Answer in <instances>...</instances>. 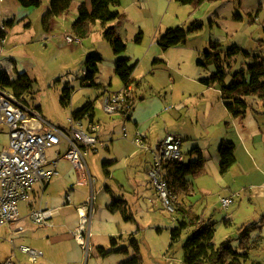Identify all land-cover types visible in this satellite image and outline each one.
Here are the masks:
<instances>
[{
  "label": "rangeland",
  "instance_id": "1",
  "mask_svg": "<svg viewBox=\"0 0 264 264\" xmlns=\"http://www.w3.org/2000/svg\"><path fill=\"white\" fill-rule=\"evenodd\" d=\"M41 1L40 7L29 8L18 0H0V71L6 70L12 78L22 72L28 73L34 83L31 91L22 98L32 106H39L52 123L71 128L69 119L72 114L92 100L96 104L95 120H107V125L113 126V130L102 135L103 145L89 149L86 154L94 179L96 203L90 249L82 248V259L77 260L75 254L80 253L75 251L77 246L70 239L59 242L54 237L64 231L61 225L67 213H75L76 206L86 205L91 194L90 184L79 182L82 173L69 160L62 158L58 162L60 175L47 183L43 193L37 184L36 195L30 201L37 208L47 206L55 210L53 225L37 230L27 216L28 203L21 202V224L25 230L19 232L9 225L2 228L0 264H6L8 259H12L13 264H122L135 254L131 243L133 237L139 241L141 264H184V244L190 236L192 221L184 212L170 211L160 199H154L147 171L151 154L137 147L133 141L137 132L148 136L153 145L168 133L180 134L185 139L182 146L185 161L191 159L194 148L203 149L205 166L200 174L188 178L191 190L183 199L182 207L205 214L216 223L215 241L220 243L232 237L233 244L238 247L241 228L260 222L263 223L261 232L264 236V101L248 98V112L254 117L249 126L255 124L256 129L257 125L260 135L255 132L243 138L235 126H226V121L231 119L225 118L227 111L221 101L219 86L206 90L200 81L211 76L216 69L214 58L206 59L205 56L211 42L220 41L226 51L234 45L243 49L225 62L226 82L232 80L235 72L253 63L255 56L264 58V4L258 6V0H246L247 6L252 4L250 10L254 9L251 16L236 0L207 2L196 9L177 0H122L120 10L129 19L123 22L122 27L127 42V50L123 54L131 56V64L138 62L134 77L143 81V92L140 93L145 92V99H136L135 110L140 120L136 126L133 120L122 122L120 116L115 117L118 114H107L102 109L101 91L83 85L89 53L98 51L102 54L101 74L104 78L112 69L115 53L102 35L101 22L91 26L90 34L82 39V44L66 40L67 34L76 36L72 24L78 17L80 6L85 3L91 9L92 0H71L70 8L53 21V30L49 33L44 28V18L51 0ZM215 11L220 12L218 22L212 17ZM238 15L242 19L237 18ZM14 19L16 24L2 44L4 23ZM195 19L203 21V28L190 34L185 45L164 50L154 39L158 28L161 32L178 25L187 28ZM139 28L146 32L140 43L136 40ZM155 57L167 61L169 68L153 74ZM200 60L207 65L199 66ZM123 85L121 79L113 74L109 90L118 91ZM66 86L73 88L72 100L63 106L60 99ZM180 102L185 107L177 109L176 104ZM111 116L116 121L110 120ZM0 139L4 143L7 141L4 135ZM222 140L234 141L238 158L235 166L225 174L221 172L218 153ZM58 152L63 155L66 146L46 150L49 159L56 158ZM104 161L113 162L110 176L104 171ZM134 191L135 194L132 193ZM68 195L73 203L71 206L63 204ZM116 195L126 196L130 204L129 213L134 220L126 221L121 212H110L108 206ZM227 197H233L235 201L224 207L222 199ZM229 220L231 223L227 224ZM182 221H186L189 227L171 246L172 231L181 228ZM258 233L260 230L257 228L251 230V242ZM114 238L119 242L117 247L127 248L128 254L111 251ZM22 245L42 250L45 256L32 263L28 254L21 251ZM242 262L264 264V241L261 248L250 250L249 257Z\"/></svg>",
  "mask_w": 264,
  "mask_h": 264
},
{
  "label": "built area",
  "instance_id": "2",
  "mask_svg": "<svg viewBox=\"0 0 264 264\" xmlns=\"http://www.w3.org/2000/svg\"><path fill=\"white\" fill-rule=\"evenodd\" d=\"M4 25V30L1 31L2 44L10 31L8 25L5 23ZM66 40L69 43L82 44V38L77 35L67 34ZM1 54L2 51L0 61ZM86 73L87 69L83 75ZM133 105L132 85H123L118 91L106 90L103 94L102 109L109 115L124 116L130 113ZM179 106L181 105L177 108ZM69 120L72 126L69 129L52 123L42 114L41 108L28 104L22 97L0 85V136L7 137L5 143L0 139V235L6 225L16 227L19 232L25 230L21 224L19 207L21 202L28 203L27 216L37 228L53 225L55 210L47 206L37 208L30 201L36 195L37 184L43 193L47 183L60 175L58 162L66 158L82 173L79 182L91 186V194L86 205L76 206L78 225L71 231L83 249L87 251L90 249L96 192L86 154L89 149H97V145H103L100 138L101 124L94 119L91 120L88 114L83 118L71 117ZM133 141L140 149L150 152L148 176L161 204L174 211L176 195L170 187L169 170L173 164L184 162L182 136L168 134L153 147L148 143L146 135L137 132ZM62 145L66 146L63 155L58 152L56 158L47 157V149ZM233 202V197L222 199L224 207ZM66 203L73 204L70 195L67 196ZM20 249L28 254L32 263L38 262L44 256V251L27 245H22ZM6 264H13L12 259H8Z\"/></svg>",
  "mask_w": 264,
  "mask_h": 264
},
{
  "label": "trees",
  "instance_id": "3",
  "mask_svg": "<svg viewBox=\"0 0 264 264\" xmlns=\"http://www.w3.org/2000/svg\"><path fill=\"white\" fill-rule=\"evenodd\" d=\"M24 7H40L41 0H18ZM181 4L191 5L194 9L199 8L205 2H217L220 0H177ZM91 9L83 3L79 8V14L75 22L72 24L74 33L83 38L89 36L91 26L100 21L104 24L118 20L122 17V13L116 9L121 4V0H92ZM236 3L241 6L242 0H236ZM71 6V0H51L50 8L45 15L44 25L46 26L51 18L58 17L66 12ZM239 16V15H238ZM237 18H241L239 16ZM203 21L199 19L193 20L186 28L184 26H175L166 29L165 33L160 38V45L164 50L178 45H185L188 36L196 33L203 28ZM2 34V33H1ZM103 36L107 41L113 42L117 38L116 29L114 26H105ZM141 38V32L138 34V39ZM243 51L239 46H232L227 51L222 50V43L214 41L210 43V50L205 52L206 59L214 58L216 69L211 76L201 79V82L207 86L219 84L221 86L222 99L226 108L233 117L245 115L249 103L248 98L257 97L264 100V58L255 56L254 62L249 63L247 68H242L235 72L230 82H226L227 71L225 62L239 52ZM249 55V52L244 51ZM102 57L96 53L87 55L85 61L86 75L83 77V85L88 87L101 88L102 85L96 83L95 78L99 72L98 62ZM155 63L158 60L154 61ZM205 63L200 60L198 65ZM134 64L130 63L129 57L118 58L115 62V74L121 79L124 85L131 86L134 84L133 73L135 70ZM33 79L27 72H22L16 78H12L6 70L0 71V85L11 90L18 97H23L29 93L33 87ZM73 88L66 86L61 95V104L67 106L72 100ZM40 108L39 106H37ZM93 120L95 116V102L87 101L84 106L75 111L72 117L75 119L83 118L86 115ZM128 116L129 114H125ZM235 145L232 142H223L219 148L221 156V172L226 173L235 163ZM197 154L194 160L188 162L173 164L169 170V182L173 193L176 195V209L184 212L192 221L190 236L184 244V264H243L242 260L249 257L250 250L258 247L256 241L251 242L250 232L254 226L241 228L240 243L237 246L233 244V238L229 237L216 244L213 242L216 232V223L207 218L205 214H197L192 209L182 207L183 199L189 194L191 186L189 183L190 176H197L201 173L204 167V156L202 151L196 147L192 151ZM113 162L104 161L103 168L106 175L110 176V167ZM151 181V180H150ZM152 184V183H151ZM153 187V185H152ZM154 188V187H153ZM111 191V189H108ZM181 198V200H180ZM178 208V209H177ZM112 212H121L126 221L134 220L127 201L122 196H113L112 203L108 206ZM189 227L186 221H182L181 228H176L172 231L171 246L177 241L183 232ZM133 235V234H131ZM122 237V236H121ZM117 239L112 240L113 249L111 251L129 253L125 247L118 246ZM131 243L134 246V255L123 262L122 264H141L142 257L139 248V241L133 237ZM102 253H106L102 250Z\"/></svg>",
  "mask_w": 264,
  "mask_h": 264
},
{
  "label": "crops",
  "instance_id": "4",
  "mask_svg": "<svg viewBox=\"0 0 264 264\" xmlns=\"http://www.w3.org/2000/svg\"><path fill=\"white\" fill-rule=\"evenodd\" d=\"M4 1V0H3ZM207 2H205L204 4H206ZM263 4H264V0H258V6H263ZM122 5V0H121V4L119 5V6H117L116 7V9H118L121 13H122V17L120 18V19H118V20H115V21H112V22H109V23H107V24H104V23H102L101 22V24H102V28L104 29V27L105 26H114L115 27V29H116V33H117V38H116V40L115 41H113V42H110V41H108V42H110V44H111V46H112V48H113V50H114V53H115V56H114V60H113V63H112V69H110V72H109V75L107 76V77H103V75L101 74L102 73V70H103V64H102V61H103V56H102V54L100 53V52H91V53H96V54H99L101 57H102V60L101 61H99L98 62V64H97V66H98V70H99V72H98V74H97V76H96V78H95V81H96V83H98V84H101L102 85V87L101 88H98V87H96V88H98L99 89V91H101L100 92V95H102L103 96V94L105 93V91L106 90H109V87L110 86H112V82H113V74L116 76V74H115V62H116V60L118 59V58H121V57H129L130 58V60H131V56H126V55H124L123 53L127 50V42H126V40L124 39V37H123V34H122V27H123V22L124 21H127V20H129L128 19V17H127V15H126V13L125 12H122L121 10H120V6ZM252 5V4H251ZM251 5L250 6H247V4H246V0H242V3H241V8L242 9H244V10H246L251 16H253V12H254V9H252V10H250V8H251ZM253 7V6H252ZM29 8H33V7H29ZM195 11V10H194ZM66 12H64L63 14H65ZM194 12H192V14H193ZM63 14H61V15H63ZM59 17V16H58ZM212 17H214L215 19H214V21H219V19H220V12H218V11H215L213 14H212ZM56 18L57 17H54V18H51L50 19V21H49V23L45 26L44 25V28H45V30L47 31V33H49V32H51L52 30H53V21L54 20H56ZM242 19V18H241ZM6 24L8 25V28H9V33L8 34H10L11 32H12V29L14 28V26H15V24H16V19H14V20H8L7 22H6ZM28 26H30V23H28ZM179 26H181V25H179ZM168 28H170V27H168ZM168 28H166V29H168ZM166 29L165 30H163L162 32H161V29H159L158 28V33L156 34V36H155V40H156V42L158 43V44H160V38H161V36L165 33V31H166ZM72 30H73V28H72ZM141 32V38L140 39H138V34ZM102 35H103V31H102ZM145 35H146V32H144V30H142L141 28H139L138 29V32L136 33V40H137V42L138 43H140L142 40H144V37H145ZM161 46V45H160ZM178 46H180V45H178ZM162 47V46H161ZM175 47V46H174ZM163 48V47H162ZM170 49V48H169ZM169 49H167V50H169ZM222 50L223 51H226V50H224L223 49V46H222ZM90 54V53H89ZM211 58H213V57H211ZM230 59H232V58H230ZM155 60H158V62L157 63H155L154 61ZM229 60V59H228ZM227 60V61H228ZM205 63V62H204ZM137 64H138V62L136 63V64H134V65H136L135 66V70H136V67H137ZM152 64H153V74H156L158 71H161V70H166V69H168L169 68V63L167 62V61H165V60H162L161 58H159V57H155V59L153 60V62H152ZM207 64L205 63L204 65H199V66H206ZM135 70H134V72H135ZM156 71V72H155ZM133 79H135V82H134V84H132V87H133V94H134V105H133V108H132V110L130 111V113H128L129 115L128 116H126V115H121V114H118V115H116L115 117H118V116H120L121 117V121L122 122H125V120L127 119V120H130V121H134L135 122V125L136 126H138L139 125V119H138V117H137V114H136V105H137V103H136V99L137 98H139L140 100H143V99H145V96H144V93H140V92H143V81L141 80V81H139V80H136V78L134 77V73H133ZM201 81V80H200ZM202 84L205 86V89L206 90H209V89H213V88H215V87H217V86H219V88H220V92H221V86L219 85V84H215V85H213V86H207L206 84H204L203 82H202ZM204 89V90H205ZM250 98H252V99H254V100H257V99H260V98H257V97H250ZM262 100V99H261ZM89 101H92V100H89ZM221 101H222V103L224 104V107H225V109H226V116H225V118H228V119H231V120H228V121H226V126L227 127H236V129L238 130V132H239V134L243 137V138H247L251 133H258L259 135H260V130L257 128V125H256V129L254 128V125L255 124H253L251 127L249 126L250 124H251V122H253L254 121V117H253V115L250 113V112H248V109H247V111H246V113H245V115H243V116H239V117H233L231 114H230V112L228 111V109L226 108V106H225V103H224V101H223V99H222V94H221ZM264 101V100H263ZM142 105H144V104H141V106ZM177 106L178 105H181V106H179V109H182V108H184L185 107V104L183 103V102H180V103H178V104H176ZM165 108H167V106L165 107ZM172 108H174V107H172ZM178 109V108H177ZM166 110V109H165ZM114 116H111L109 119L110 120H114V121H116ZM124 117H126V118H124ZM96 119V104H95V116H94V120ZM151 119H152V117H151ZM106 121L107 120H104V119H99L98 120V122L101 124V133H100V138H101V140H102V135L104 134V133H111V131L113 130V126H111V125H107V123H106ZM125 127H126V125H125ZM168 134H172V133H168ZM167 134V135H168ZM177 135H180V134H177ZM181 136V135H180ZM147 137V141H148V143L151 145V146H156V145H158V143H160L164 138H158V140H157V142H156V144L155 145H153V143H152V140L151 139H149L148 138V136H146ZM183 138V137H182ZM110 140H112V138H110ZM184 138H183V142H184ZM223 142H232V143H234V141L233 140H222V142L220 143V145H219V148H220V146H221V144L223 143ZM234 145H235V150H234V154H235V163L232 165V167L231 168H233L234 166H235V164H236V162H237V155H236V144L234 143ZM183 146V145H182ZM201 151H202V154H203V156H204V160H205V163H206V155H205V152L203 151V149L202 148H200V147H198ZM219 148H218V153H219ZM219 155H220V153H219ZM250 156V155H249ZM197 157V154L196 153H193L192 155H191V159L190 160H194L195 158ZM220 158H221V156H220ZM250 158H251V156H250ZM253 161H256V160H253ZM184 162H188V161H185V159H184ZM205 163H204V166H205ZM148 164H150V161H148ZM254 165H256V162L254 163ZM149 166V165H148ZM204 168V167H203ZM220 168H221V163H220ZM230 168V169H231ZM229 169V170H230ZM228 170V171H229ZM227 171V172H228ZM202 172V171H201ZM226 172V173H227ZM225 174V173H224ZM149 180H150V178H149ZM151 182V181H150ZM152 185V184H151ZM133 194H135L136 192L134 191V192H132ZM117 196V195H116ZM118 196H121V195H118ZM126 201H127V203H128V206H129V209H130V204H129V201H128V199L126 198V196L124 197V196H122ZM153 197H154V199L156 200V199H158V196H157V193H156V191H155V189L153 188ZM235 201V200H234ZM67 202V201H66ZM63 203V204H65V205H68L67 203ZM234 203V202H233ZM71 205H73V204H71ZM70 205V206H71ZM34 206V205H33ZM60 206H62V205H60ZM36 207V206H35ZM68 207V206H67ZM69 208V207H68ZM64 209V208H63ZM62 208H61V210H63ZM111 212V211H110ZM119 212V211H118ZM118 212H115V213H118ZM114 213V214H115ZM198 214V213H197ZM207 215V214H206ZM94 218V217H93ZM93 221V220H92ZM264 221V220H263ZM231 222H230V220L229 221H227V224H230ZM78 225V213L77 212H73V213H67V215H66V217H65V220H64V222H63V224L61 225L62 226V228H65L64 229V231L63 232H61V233H56L55 235H54V237L57 239V240H59V242H66V241H68L69 239H70V241H72L76 246H77V248H76V250L75 251H77L78 253H80V255H78L77 253L75 254L76 255V258H77V260L78 261H80L81 259H82V257H83V250H82V247H81V245L76 241V239L74 238V236L72 235V233H71V231L76 227ZM255 229L257 228L258 230H260V233H258V235L256 236V238H254L253 239V241H256L257 242V244H258V247L257 248H261V246H262V243H263V241H264V236H263V234H262V228H263V223H261L260 222V224H258V223H255ZM37 228V227H36ZM37 230H38V228H37ZM216 233V232H215ZM250 236H252V235H250ZM213 242L214 243H216V244H218V242L217 241H215V235H214V239H213ZM257 248H255V249H257ZM74 255V254H73ZM44 256H45V253H44ZM43 256V257H44ZM42 257V258H43Z\"/></svg>",
  "mask_w": 264,
  "mask_h": 264
}]
</instances>
